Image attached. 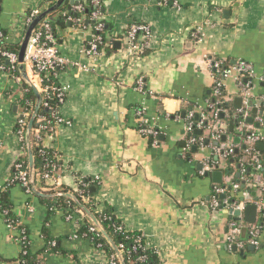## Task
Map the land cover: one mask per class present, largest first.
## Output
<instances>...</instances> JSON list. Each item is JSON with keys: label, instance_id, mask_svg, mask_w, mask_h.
Instances as JSON below:
<instances>
[{"label": "crops", "instance_id": "obj_1", "mask_svg": "<svg viewBox=\"0 0 264 264\" xmlns=\"http://www.w3.org/2000/svg\"><path fill=\"white\" fill-rule=\"evenodd\" d=\"M57 1L0 0V29L7 45L19 46L27 14L42 12ZM177 1L174 6L161 0H103L104 17L118 46L97 57L85 53L90 28L68 22L56 30L57 51L69 61L57 75L66 94L60 107L63 122L43 137L42 145L56 153L58 184L36 178L35 186L43 194L74 195L78 177H97L90 185L97 209L112 208L126 230L137 231L155 249L160 264H264V224L257 245L228 248L231 213L209 204L217 184L211 172L221 169L223 182H236L238 167L230 168L217 155V140L207 130L197 134L202 138L199 144L190 142L184 129L187 115L204 110L210 93L221 89L233 109L230 116L224 114L227 138L218 143L239 144L241 134L255 126L264 105V0ZM134 22L149 27L145 53H131L124 39ZM196 31L199 37H194ZM207 56L230 65L245 60L253 66L246 113L240 111L244 99L236 75H218ZM139 77L144 80L143 90L136 89ZM20 87L0 69V190L6 192L15 220V227L9 228L0 217V264L19 263L21 236L34 264H105V252L77 234V217L68 220L62 210L50 206L47 199L55 196L28 192L11 181L17 160H26L29 166V147L27 143L21 147L16 133ZM32 87L38 91L39 84ZM236 97L241 98L239 107L234 105ZM142 109L139 117L136 111ZM248 117L252 122L246 121ZM141 120L157 131L155 144L138 131ZM262 127L259 131L264 133ZM209 163L216 167L206 170ZM262 171L250 182L256 185L257 195L264 192Z\"/></svg>", "mask_w": 264, "mask_h": 264}, {"label": "built area", "instance_id": "obj_2", "mask_svg": "<svg viewBox=\"0 0 264 264\" xmlns=\"http://www.w3.org/2000/svg\"><path fill=\"white\" fill-rule=\"evenodd\" d=\"M161 3L168 4L171 3L172 5L176 6L178 4L177 0H161ZM91 4L95 6V10L91 13V18L96 19L99 17V8H97L99 4V0H91ZM73 9L76 11H81L82 6L81 4H77L73 6ZM40 12L38 10H34L27 14L26 17V26L35 18ZM70 20L79 25L81 22V18L73 17ZM102 22H97L94 26L95 30H100L102 27ZM141 33L140 40L141 43L138 45L136 43L137 34ZM150 35L149 27L144 23H132L125 35L124 39L128 43V47L131 53L140 52L142 47L147 46L148 37ZM194 37H199L198 31L193 33ZM101 42V36L96 33H91V36L87 42V48L85 53L89 56L97 57L100 55L101 51L98 49V45ZM7 43L5 42V38L0 31V69L6 71L14 78L15 81L18 83L26 82L29 85H34V83L39 84L38 93L43 94V105L48 107L50 110L49 117L45 116H37L36 117V125L31 127L30 134L33 135L34 144H38V142H42L43 135L51 134L53 128L56 124L63 122V118L60 115V107L65 100V88L61 87L56 83H46L49 80V77L52 76L54 79H57L58 70L60 67L65 66L68 64V60L64 57L60 56L57 47H56V36L52 31L50 23L48 21V14L44 16L37 25L33 28L31 35L28 39L25 55L23 58V67L27 77V81L23 79L20 75L18 70V55L17 52L8 50L6 48ZM205 60L208 62L209 67L215 71L218 75H222V77L228 75H236L237 80L239 81V85L241 86V96L244 99V105L240 109L241 112L246 113V110L249 107V97L250 92L253 84V77H254V69L253 66L245 61V60H238L233 65L223 66L222 60L216 57L207 56ZM78 68L83 70H87L88 68L85 65H80L79 63L73 62L71 63ZM241 77L243 78V83L241 82ZM221 85L220 82H217V88ZM144 80L142 77H139L136 80V89L143 90L144 89ZM54 97L56 99V103L51 104L48 103V99ZM26 107H24L21 111H19V116L16 123V133L19 138V142L21 147L24 148L25 146V136L27 131V126L30 121V118L33 114V104L30 101H26ZM207 106L212 107L213 104L209 103ZM264 108V105H263ZM195 112V111H194ZM139 117L143 114V109L136 111ZM193 112H190L187 115V122L184 125V129L186 132L190 134L193 129H202L207 130L209 136L213 139H218L219 136L224 134V123L222 120L217 118V110L213 112H207L202 109L197 111V120L193 121L192 116ZM35 118V117H34ZM256 123H259L261 126L263 124V118L261 115H258L256 118ZM34 120V119H33ZM33 125V124H32ZM258 126V127H260ZM138 131L145 135L146 133H151L153 144H155L157 131L154 129L148 128L146 126L145 121L141 120L139 123ZM44 135V136H45ZM246 141L249 143H255L257 141H264V133L259 131V128L252 126V129L249 130ZM201 139H196V137L190 135L189 141L196 142L198 141L199 144L201 143ZM233 144L232 143H221L219 146L214 147L217 155L222 158L226 159L228 156L232 155L233 152ZM41 154L45 153L44 149H40L39 151ZM216 165L210 164L205 165V169H213ZM260 165H257L256 168H260ZM16 170L15 175L12 177L11 181H17L19 185H21L26 191L31 190L30 184V177H29V166L24 160H17L14 165ZM56 164H50V168L47 171L38 172L36 173V178L40 181H47L51 180L53 183L58 184L57 177L55 174ZM204 173V170L201 171V174ZM97 177H78L76 184H77V192L79 193L80 197H84V192L86 191L87 187L90 186L93 182L97 181ZM239 189V184L236 182H222L221 184H216L212 188V193L210 195L209 204L212 209L217 208H227L231 211L236 209H243L246 204L252 203L256 205L257 209V219L255 223H247L243 221L242 218H237L231 212V217L228 220V233L226 236V243L228 248L238 247L241 248L245 244H253L257 245L259 232L263 226L262 222L264 221V197L260 194H256L251 196L248 191L243 190L240 193V197L238 200L230 202L226 196V193L230 191H236ZM97 203H95V207L97 208ZM62 210L66 219L70 220L73 218V215H78L79 219H85L88 222V231L92 233H97L98 235H102L100 230L97 226L86 216L84 211L76 205H68L66 208H58ZM2 214L6 215L7 210H2ZM3 220L7 224L9 228L15 227L13 223H11L9 218L4 217ZM123 229V225L120 224L116 226V230L121 231ZM246 231L247 238L246 242L241 238V234ZM23 243L24 236H21L19 239ZM100 246V244H98ZM148 247L146 243L143 241V236L141 234H136L132 237V245L129 250L126 249L124 243H119L117 245L118 250L121 254L127 253L132 251H136L138 249H143ZM23 253L25 251L22 250ZM157 253V252H156ZM146 259L145 255H139L137 257L138 261L143 262ZM105 264H119V259L115 254H110L109 256L106 255V263ZM150 264H158V263H150Z\"/></svg>", "mask_w": 264, "mask_h": 264}, {"label": "trees", "instance_id": "obj_3", "mask_svg": "<svg viewBox=\"0 0 264 264\" xmlns=\"http://www.w3.org/2000/svg\"><path fill=\"white\" fill-rule=\"evenodd\" d=\"M81 4L82 10L76 11L73 9L74 5ZM99 8V17L96 19L91 18V13L93 10H95V6L91 4V0H86L85 2H77V3H70L66 5L64 3L56 10L52 11L48 14V21L50 23V26L52 28L53 33L56 36V30L60 28H64L67 26V23L70 22L71 24H74L75 26L81 27V28H90L92 33H96L101 36V42L98 45V49L103 53L107 52L108 50H116L114 46L115 42V36L111 33V25L104 17V4L103 0H99V4L97 6ZM78 17L81 18V22L79 25L73 23L70 18ZM97 22H102V27L100 30H95L94 26ZM138 23V22H137ZM132 24V23H131ZM130 24V25H131ZM129 25V26H130ZM128 26V27H129ZM127 27V29H128ZM126 29V31H127ZM0 31L3 34L2 29ZM125 31V33H126ZM124 33V35H125ZM141 33L137 34L136 43L139 45L141 43L140 40ZM6 48L8 50L17 52L18 51V44H8L6 45ZM148 50L147 46L142 47L141 51L142 53H145ZM214 58V57H213ZM220 59V58H219ZM223 66H229L228 61H222ZM243 78L241 77V82L243 83ZM56 83L57 79H54L52 76L49 77V80L46 83ZM20 97L17 101L18 110L21 111L24 107H26V101H30L33 104V112L35 105L37 103V94L34 91L33 87L30 86L28 83L23 82L21 83L20 87ZM40 100L38 104V108L35 114V118L33 120L34 127L36 123V117L41 115L45 117H49L50 110L48 107L43 105V94H39ZM48 103L54 104L56 103V99L54 97H51L47 101ZM209 103H212L213 106L209 107L206 105L205 111L207 112H213L217 110V118L225 122V125L228 123V119L226 118V115H224L226 112L228 116L231 115L232 105L231 101H229L224 94V89H221L220 92L217 93H210L209 97ZM222 113V114H221ZM230 114V115H229ZM227 116V117H228ZM242 117V116H241ZM240 117V119H242ZM193 121L197 120L196 114H193L191 117ZM230 119V118H229ZM263 124L260 127L257 128H263ZM256 127V126H255ZM228 131V125L227 127L224 126V133ZM203 131L202 129H193L192 132H190V135L196 137H200V135H197L196 131ZM248 132H244L241 134V143L233 145V152L232 155L228 156L225 161L231 168L233 165H236L240 171V178H236L235 181L239 184V189L236 191H228L226 193L227 198L230 202H233L235 200H238L240 198V193L243 190H246L249 192V194L252 196V192H255L256 195V185L253 183L251 184L252 180L256 177L257 174L263 173L262 168L264 169V150H259L257 148L256 142L255 143H249L246 141V136ZM45 135V134H44ZM43 135V137H44ZM145 136H147L149 139H152L151 133H146ZM222 134L219 136L217 141H220ZM157 138V137H156ZM33 135L29 134V144L33 156V168L35 172V180H36V173L47 171L50 168V164H53L54 162L57 163V156L56 153L51 150L47 149L42 145V142H38V144H34L33 142ZM26 142V140H25ZM221 143H218L216 146H219ZM40 149H44L45 153L41 154L39 151ZM245 158V160H243ZM22 160V159H21ZM26 162V160H24ZM257 165H260V168H256ZM15 168L13 176L15 175ZM87 178V177H83ZM17 183V181H14ZM250 183V185H248ZM18 184V183H17ZM75 197L78 199L79 202L85 205L95 216V218L98 220L104 231L109 235V237L112 239L114 244L117 246L119 243H124L127 250L131 248L132 245V237L134 235L138 234L137 231H129L126 230L123 226V229L121 231L116 230V226L120 225L121 222L119 218L115 215L114 211L110 207H105L101 211H99L95 207V193L91 192L90 186L87 187L86 191L84 192V197H80L79 193L75 192ZM254 195V196H255ZM264 197V192L262 193ZM50 202L51 207H58V208H66L68 205H76L78 206L73 200L68 199L64 196H55L54 198H48L47 199ZM79 207V206H78ZM80 208V207H79ZM2 210H7V214H2ZM0 217L1 218H9L11 223L14 225V219L13 215L11 213L10 207L8 205V201L6 198V192L3 190H0ZM73 217H77V221L80 222V228L77 231L78 235H84L86 239H88L91 244L103 252L107 256L110 254H115V251L112 247V245L107 241V239L104 236H100L97 233H92L88 231V222L85 219L80 220L78 215L74 214ZM76 219V218H75ZM79 219V220H78ZM264 224V221L262 222ZM16 229H19L16 227ZM49 237H46V241H50L48 239ZM241 238L246 242L247 234L246 231H244L241 234ZM144 241V240H143ZM100 244V246H98ZM246 246V244L244 245ZM22 250L25 251V253L21 252L20 254V261L18 264H34V256L29 252V246L28 243L25 242V240L22 243ZM139 255H145L146 259L141 262L137 260V257ZM124 264H150V263H158L160 264V260L158 257V253H156L155 249L150 247H145L143 249H138L136 251L123 253L122 254Z\"/></svg>", "mask_w": 264, "mask_h": 264}, {"label": "water", "instance_id": "obj_4", "mask_svg": "<svg viewBox=\"0 0 264 264\" xmlns=\"http://www.w3.org/2000/svg\"><path fill=\"white\" fill-rule=\"evenodd\" d=\"M63 1L64 0H58L53 5H51L50 7L45 9L44 11L40 12L35 18L32 19V21L26 27V31H25L24 37H23L22 41L19 43V48H18V52H17L18 61H19L18 70H19V73L21 74V76L23 77V79H25V81H27L26 80L27 77H26L22 62H23V58H24V55H25L27 42H28V39H29V37L31 35V32H32L33 28L37 25V23L44 16H46L47 14H49L52 11L56 10L57 8H59L61 6V4L63 3ZM70 3H77V1L76 0H70ZM114 45L118 46V42L116 41L114 43ZM30 86H32V85H30ZM34 91L37 94V103L35 105L34 112H33L32 116L30 118V121L28 123L26 136H25L26 143H27V145L29 147V160H28V163H29V177H30L31 189L36 194H38L40 196L41 195L45 196V197L64 196V197H66L68 199L73 200L84 211L86 216L97 226V228L100 230L102 236H104L107 239V241L112 245V247H113V249H114V251H115V253H116V255H117L118 259H119V264H124V260H123L122 254L118 250L117 246L114 244V242L109 237V235L104 231V229L102 228V226L100 225L98 220L95 218L94 214L87 207H85L81 202H79L78 199L75 197V195H73L72 193L66 192V191H57V192L50 193V194H43V193L37 191L36 186H35V172H34V168H33V156H32V152H31V148H30V144H29V134H30V130H31V127H32V124H33V119L35 117V114H36V111H37V108H38V104H39V100H40L38 91L36 89H34ZM234 105L236 107H239L241 105V98L240 97H236L234 99ZM14 109H15V107H14ZM253 112H257V107H254ZM258 113L263 118V126H264V108L259 109ZM246 121L247 122H252V118L248 117V118H246ZM229 124H230L229 125V129L231 130L232 129V126H231L232 123L230 122ZM255 126L258 127L260 125H259V123H256ZM196 133L198 134V133H200V131L197 130ZM228 137L231 138L232 135L230 134ZM226 138H227L226 135L223 134L221 136V138H220V141L224 142L226 140ZM235 140H237V139H235ZM215 144L217 145L218 141H215ZM256 145H257V147L259 149H261V148L264 147V142L263 141H258L256 143ZM192 149H195V147H192ZM231 172L232 171L230 170V173ZM223 173L224 172L221 169L213 170L211 172V176H212L213 182H215L217 184H221L223 182V179H222L223 178ZM225 173H229V170L228 171L226 170ZM236 176L238 177L239 173H237ZM251 194H252V196H254L255 192H252ZM254 198L256 199L257 197L254 196ZM240 199H241V197H240ZM229 212L230 213L233 212V215H235L239 219L242 218L243 221H245L247 223H255L256 219H257L256 205H254L252 203L246 204L244 206V208L241 209V210L236 209L234 211H231L229 209Z\"/></svg>", "mask_w": 264, "mask_h": 264}]
</instances>
